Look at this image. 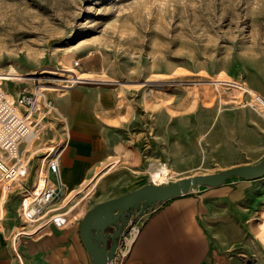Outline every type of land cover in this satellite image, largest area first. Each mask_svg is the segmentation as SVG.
Masks as SVG:
<instances>
[{"label":"rangeland","instance_id":"374dc122","mask_svg":"<svg viewBox=\"0 0 264 264\" xmlns=\"http://www.w3.org/2000/svg\"><path fill=\"white\" fill-rule=\"evenodd\" d=\"M69 62L93 77L117 80L74 86L85 93L113 91L115 101L101 122L108 133L128 139L102 158L95 176L57 201L62 205L80 193L72 211L80 223L96 204L97 189L115 173L135 174V189L167 183L152 175L161 165L168 166L170 183L264 159V105L248 92L212 83L227 76L264 96V0H0V69L21 74L3 80L6 90L17 95L38 86L55 103L74 87L56 90ZM57 122L42 142L64 140L63 122ZM35 144L33 153L41 146ZM117 157L121 162L111 169ZM37 176L25 184L38 182ZM22 194L18 187L2 198L16 225ZM256 221H264L263 213Z\"/></svg>","mask_w":264,"mask_h":264},{"label":"crops","instance_id":"0c3cea01","mask_svg":"<svg viewBox=\"0 0 264 264\" xmlns=\"http://www.w3.org/2000/svg\"><path fill=\"white\" fill-rule=\"evenodd\" d=\"M114 101L111 90L85 93L80 86L55 98L69 119L72 135L59 176L49 172L52 182L68 184L59 188L66 191L95 176L103 159L128 140L121 134L113 136L102 125V112L107 113ZM137 180L131 172L115 173L111 183L105 180L97 189L96 204L132 190ZM7 213L0 224V264H94L80 233L81 218L73 213L66 224L52 223L35 234H20L32 229L9 221ZM260 213L264 216V175L201 186L159 202L144 215L131 214L127 227H138L137 232L116 263L264 264V235H258L264 223L256 221Z\"/></svg>","mask_w":264,"mask_h":264},{"label":"built area","instance_id":"2783aa9c","mask_svg":"<svg viewBox=\"0 0 264 264\" xmlns=\"http://www.w3.org/2000/svg\"><path fill=\"white\" fill-rule=\"evenodd\" d=\"M78 82L72 80L70 84L73 86ZM57 115L53 99L43 88L24 87L17 95H11L4 88L3 78H0V183L5 180L8 184L5 192L7 199L25 181L37 176L39 170V181L33 178L29 186L31 191L22 194L18 214L23 224L32 230L23 229L20 234H35L52 223L66 224L74 205L80 201H74L78 193L64 204L57 205L54 200L59 186L63 184L60 181L47 182L46 179L49 172L59 176L61 159L68 148L61 140L48 138L42 142L49 130L54 135L51 126L60 122ZM62 129L64 132L65 129ZM30 141L35 142V146L41 145L34 153L27 148ZM32 155L34 157L31 158ZM117 160L110 161L108 165L115 167L120 162ZM42 174L46 176L43 183L40 179ZM88 186L85 185L84 190ZM3 195L4 188L0 184V224L6 216L7 199H2Z\"/></svg>","mask_w":264,"mask_h":264},{"label":"water","instance_id":"95a60500","mask_svg":"<svg viewBox=\"0 0 264 264\" xmlns=\"http://www.w3.org/2000/svg\"><path fill=\"white\" fill-rule=\"evenodd\" d=\"M264 175V159L257 164L237 165L217 173L199 174L165 184H149L96 204L83 217L80 233L94 264L117 261L125 241L128 218L144 215L159 202L181 196L201 186H215L233 177L258 178ZM128 215L126 217V213ZM122 220V225L119 221ZM126 227V228H125Z\"/></svg>","mask_w":264,"mask_h":264},{"label":"bare ground","instance_id":"6f19581e","mask_svg":"<svg viewBox=\"0 0 264 264\" xmlns=\"http://www.w3.org/2000/svg\"><path fill=\"white\" fill-rule=\"evenodd\" d=\"M66 69H67L66 71L68 73V76L67 75L64 76L66 78V81H62L60 84H56V90H57V92L62 91V90H66V89H70L74 85H76V83H75L72 86L70 84V81L71 80H79L80 83L83 80H86V79L98 80V81H104V82H116L117 81L116 79L111 78V77L100 76L99 78H97L95 76L93 77L92 75H90L87 72H81V71H79L76 68V66H74V64H72V62H69L68 65H66ZM34 74L35 73H32L31 72L29 75H34ZM20 76H21V74L16 69H12V70L0 69V78H3V80L5 79V80L8 81V80H11V79H18V78H20ZM154 77H158V76H154ZM29 79L31 80V78H29ZM212 83L216 84L217 86H222V84H224V85L226 84V85L232 86L234 88L233 90L235 92H239V93L248 92L250 95H252V97L254 99L256 98V100H259L261 102V104L264 105V96H261L260 94H258L253 88H251L250 86H248L245 83H242V82H239V81H235V80H233V79H231V78H229L227 76H220V77L216 78L215 80H212ZM55 108H56V111L58 112L57 117L58 118L60 117L62 119L61 120L59 118L60 119V122H63V128L65 129L64 130V135L65 136H64V140H62V141H64L67 144V147H68L69 146V143H70V139H71L70 125H69V122L67 120L68 117L66 116V114H64L61 111V109L56 104H55ZM34 143L35 142L30 141L29 144H28V146H27V148H31ZM169 174H170V170H169L168 166H166V165H161L160 167H158L157 170L152 171V175H153V177L155 179L163 180L165 182H169V177H170ZM42 175H44V174H42ZM172 176H174V175H172ZM37 177H39V176H37ZM44 177H46V176L44 175L42 177V179H41L42 183L45 180ZM46 179H47V182H50L51 181V177H50L49 174H48V178H46ZM60 182L63 185H66L67 186V184H66V182L64 180H62ZM0 184L3 186L4 193H5V190L8 189L7 182H5V180H4V181H1ZM24 191H26V192H30L31 191V188H29V186H27L25 183L22 186V192H24ZM66 193H67V190L65 191V190L59 188V190L57 191L56 202L58 200H61L63 198V196L66 195ZM263 223H264V221H263ZM137 228L138 227H134L133 230H132V232H131V234L126 237L124 243L120 245V251L122 253H125L129 249L130 243L133 240V238H134V236H135V234L137 232ZM109 264H117V263H116V261L111 260L109 262Z\"/></svg>","mask_w":264,"mask_h":264}]
</instances>
